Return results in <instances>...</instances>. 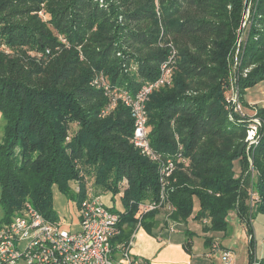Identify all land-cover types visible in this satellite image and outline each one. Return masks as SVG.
<instances>
[{
    "label": "trees",
    "instance_id": "1",
    "mask_svg": "<svg viewBox=\"0 0 264 264\" xmlns=\"http://www.w3.org/2000/svg\"><path fill=\"white\" fill-rule=\"evenodd\" d=\"M104 1L0 0V221L26 202L60 220L54 188L79 206L91 182L94 193L120 199L121 209L106 205L121 218L113 246L129 243L140 220L158 227L167 204L172 219L193 217L204 232H226L234 211L247 226L248 264H264L253 225L264 214V106L259 142L249 145V117L229 100L231 77L244 105L264 80V0ZM172 46L173 80L150 95L147 126L176 168L162 206L142 213V203L161 200L160 164L134 144L130 109L121 100L110 108L112 95L92 81L102 74L134 94L158 77ZM212 240L205 236L210 253Z\"/></svg>",
    "mask_w": 264,
    "mask_h": 264
},
{
    "label": "built area",
    "instance_id": "2",
    "mask_svg": "<svg viewBox=\"0 0 264 264\" xmlns=\"http://www.w3.org/2000/svg\"><path fill=\"white\" fill-rule=\"evenodd\" d=\"M172 52L173 54L160 64L158 77L144 83L134 94L127 89L112 88L102 74H98L92 81L93 85L104 88L112 95L110 108L121 100L130 109L134 121V144L143 155L160 164L161 200L142 203V213L162 206L166 185L176 168V160L170 157L164 159L162 154L152 147L147 126V102L150 95L157 88L172 83L176 52L174 47ZM229 100L235 111H242L236 90ZM254 121L256 125L260 123L259 119L254 118ZM256 125H249L247 130V139L254 144L259 137ZM79 190L80 186L76 185V191ZM139 218L141 219L142 215ZM120 220V215L103 202L102 195L94 193L91 182H87V196L79 205L75 230L72 225L66 226L61 220L46 218L30 202H26L23 209L9 221L0 223V264H147L143 258L132 256L126 246L120 257L115 255L112 240L121 232ZM138 225H141V220ZM230 256L228 252L223 254L225 261Z\"/></svg>",
    "mask_w": 264,
    "mask_h": 264
},
{
    "label": "rangeland",
    "instance_id": "3",
    "mask_svg": "<svg viewBox=\"0 0 264 264\" xmlns=\"http://www.w3.org/2000/svg\"><path fill=\"white\" fill-rule=\"evenodd\" d=\"M101 5L105 4L104 0H99ZM106 5V4H105ZM41 15H43V17L45 19H47L49 17L48 14H46L45 12H40ZM249 14H250V10H247L246 13V17L245 18H249ZM246 34L243 36L245 37ZM136 68V67H135ZM135 70V69H134ZM234 77H231V85L232 87L234 86V90L235 89V85H234ZM232 90V89H231ZM230 90V91H231ZM239 97V94H238ZM246 98V103L247 104H243L242 105V111H235L238 112L239 114H241L243 117L244 115L249 117V125L255 124L254 118L259 119L256 116V110L259 106H264V80L262 82H259L257 85L251 87L248 89L247 94L245 96ZM239 100H241L239 98ZM251 100L252 103H250L249 101ZM244 111V112H243ZM260 121V119H259ZM5 119L2 116V113L0 112V141L2 139L3 133H4V127H5ZM260 123L257 124V131H258V127H259ZM248 130V129H247ZM248 140V139H247ZM259 142V137H258V141L257 143H251L248 140L249 145H257ZM236 173L239 174V170L240 169V163L238 161H236ZM254 174L256 173V171H254ZM107 193L102 192V200L103 202L108 205V206H113L114 209H121V202L120 199L118 197L115 198V201H111L108 197H107ZM253 195V193H252ZM54 199H55V210H56V215L58 216V219H60L64 225L68 226L69 224L72 225V229H76L77 228V219L79 217V206L77 204V199L76 197H70L66 194L61 193L57 187L54 188ZM109 200V201H108ZM160 208V207H159ZM167 208H172V206L167 204ZM161 213L158 214L160 217V223L165 224L163 225L164 228H168L171 232H175V231H179V235L181 236H185V230L187 231V233L189 232H194V241H195V246L198 250L202 251V249H206L204 248L203 244L205 241V237L202 234L201 228L199 229H195L194 231L190 230L191 228H194L195 222L196 223H201L199 221H197L195 218L190 217V219L186 222L183 221H176L174 219L171 218V216L169 214H171V210L170 209H166L165 207H161ZM233 213L229 214L228 216V220H229V226H228V230L226 232L227 235H224V233L221 231L214 233L215 237L217 238V242L220 244L222 243L224 246L216 244V246H213V253L214 257L213 259L216 260L217 264H232L233 260L236 262V264H245V261H247L248 259V246H249V235L247 232V226L245 223H243L240 218L238 217V215L232 211ZM164 213H167L169 215V218H167V221L165 223L164 218L165 215ZM3 215V212L1 210L0 207V217ZM261 215V214H260ZM1 223V222H0ZM167 224V225H166ZM203 224V222L201 223ZM141 226V225H139ZM123 246L129 247V243H125L123 242L122 244ZM210 246V244H207ZM227 246V247H225ZM229 246V248H228ZM211 249V247L209 248ZM192 250H193V245H192ZM208 250V249H207ZM210 251V250H209ZM209 251L207 252V254L209 253ZM224 252H228L231 254L230 258L228 260H224L223 258V254ZM206 254V255H207ZM208 257L211 256V253H209L207 255ZM255 263V262H254Z\"/></svg>",
    "mask_w": 264,
    "mask_h": 264
},
{
    "label": "crops",
    "instance_id": "4",
    "mask_svg": "<svg viewBox=\"0 0 264 264\" xmlns=\"http://www.w3.org/2000/svg\"><path fill=\"white\" fill-rule=\"evenodd\" d=\"M249 102L252 103L251 100ZM107 197L111 200L109 194ZM231 213L233 212H230V214ZM1 218L2 216L0 219ZM163 225L160 223L158 227L153 228L150 232L142 225H137L129 241L128 249L130 254L134 257L143 258L147 264H217L216 260L213 259L214 254H211L210 257L206 255L212 243H210V246L204 243L203 247L206 249L200 251L196 248L194 238H192L193 252L189 254L184 248V243L188 239L187 231L185 230V236L183 237L178 234V230L171 232L168 228H164ZM253 225L256 240V257L258 259H264V214H258L254 218ZM199 228H201L204 237L212 236V242L219 244L214 235L215 231L204 232L200 223L195 222L194 228L190 230L194 231ZM222 232L224 235L228 233ZM122 244L123 243H115L114 245V253L117 257H120L124 248ZM219 245L224 246L222 243ZM232 264H236V262L233 260ZM245 264H248V259L245 261Z\"/></svg>",
    "mask_w": 264,
    "mask_h": 264
}]
</instances>
